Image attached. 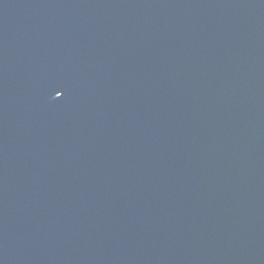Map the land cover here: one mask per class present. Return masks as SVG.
I'll return each instance as SVG.
<instances>
[{"label":"water","instance_id":"95a60500","mask_svg":"<svg viewBox=\"0 0 264 264\" xmlns=\"http://www.w3.org/2000/svg\"><path fill=\"white\" fill-rule=\"evenodd\" d=\"M0 264H264V0H0Z\"/></svg>","mask_w":264,"mask_h":264}]
</instances>
